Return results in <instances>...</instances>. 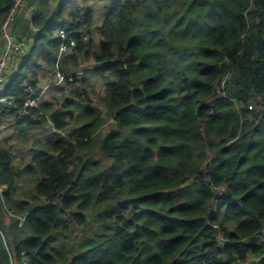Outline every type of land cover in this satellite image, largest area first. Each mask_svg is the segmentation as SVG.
Segmentation results:
<instances>
[{
    "label": "trees",
    "instance_id": "obj_1",
    "mask_svg": "<svg viewBox=\"0 0 264 264\" xmlns=\"http://www.w3.org/2000/svg\"><path fill=\"white\" fill-rule=\"evenodd\" d=\"M33 5L32 48L0 95L17 105L0 103L15 126L0 141V264H264V0ZM42 68L73 73L62 107L26 108ZM45 126L65 137L43 143ZM18 133L36 148L22 165Z\"/></svg>",
    "mask_w": 264,
    "mask_h": 264
},
{
    "label": "rangeland",
    "instance_id": "obj_2",
    "mask_svg": "<svg viewBox=\"0 0 264 264\" xmlns=\"http://www.w3.org/2000/svg\"><path fill=\"white\" fill-rule=\"evenodd\" d=\"M38 0H29V5L28 7L24 10V12H20L19 14V21H18V25L16 27V30H17V36L20 35V36H24L23 34L24 33H28V32H31L32 29L29 25V22H28V17L27 15L31 16V12L32 13H35L33 11H31V9L29 8L32 4H35V2H37ZM34 7V6H33ZM103 21V16L102 15H97L96 17V23L97 25H100ZM13 30V28H12ZM31 44V43H30ZM19 53L16 52L15 49L12 50V59L14 60L15 58L21 60L22 59V56L18 55ZM89 67V65H86V67L84 69H81V71L79 72H75L74 74H80L82 73V71H85L87 70ZM12 68V67H11ZM10 68V69H11ZM73 74V73H72ZM52 76H50L51 78ZM55 78V77H54ZM54 78L48 82H44L42 85H41V91L44 90L45 88V92H44V97L47 98V102H50V101H53V99L56 101V106H59V107H62V103H63V100L64 98L67 96V99H70L72 98V95H71V90L72 89H68V90H65L63 89L64 86L66 85H62V86H59V87H54L52 88L53 85L55 82H53ZM83 80V79H82ZM62 87V88H60ZM84 90H87L89 91L90 93V96H91V99L92 101L94 102V104L99 107L100 109H105V102L103 101V96L105 95V87L103 86V81L102 79L100 78H94L91 77V78H88L87 80V86H85V88H83ZM74 123H71V128L70 129H73L74 128ZM9 125L8 122H6L5 126L4 127H0V141L3 142V139L8 136L12 131H13V128L10 127L8 128L7 126ZM113 127V123L112 121H109L108 122V125L106 126V128L104 129V132L107 131L108 129L112 128ZM42 134L40 133L39 136H37V138H40L41 136L42 137V141L43 143H50L54 140L53 138V134L56 132H58L59 135H61L62 137H65V131H58L56 129H54L53 127H48V126H45L44 128H42ZM52 133V134H51ZM36 136L33 138V141L34 139H37ZM12 145L15 147L14 150H13V153H14V160L15 162L18 163V165H22V162L24 161V159L26 161H28V159L31 158V155H29V151L32 149H36L34 147V143L32 141H28V142H25L24 141V138L22 136V134L18 133L16 134L15 137H13L12 139ZM34 189V186L33 185H28V190L31 191ZM3 191V189H1V192ZM10 209V208H8ZM9 216V215H8ZM6 219H7V223H9L10 219L9 217H7L6 215ZM78 236L81 234V233H77ZM251 264H255L253 262H251Z\"/></svg>",
    "mask_w": 264,
    "mask_h": 264
},
{
    "label": "built area",
    "instance_id": "obj_3",
    "mask_svg": "<svg viewBox=\"0 0 264 264\" xmlns=\"http://www.w3.org/2000/svg\"><path fill=\"white\" fill-rule=\"evenodd\" d=\"M29 5V0H14L12 10L0 29V95L6 89L10 82V68L15 65H19V59H12V50L15 49L20 56L27 57L31 46H29L26 39H19L15 34V27L18 22L19 13L24 11ZM30 8V7H29ZM31 11L36 12L34 9L30 8ZM13 28V30H12ZM59 36L61 37V47H60V55H67L70 51L76 48V43L72 41H68V37L65 31H60ZM30 43V42H29ZM13 62L15 64H13ZM59 66V63L57 64ZM72 73L65 74L60 69H57L54 75L55 82L53 85L62 86L66 85L68 82H72ZM28 93V99L26 101V108H34L38 107L39 101L44 97L45 88L40 92L39 97H35L37 92L32 87H28L26 89ZM0 103L4 104L8 109L15 110L17 105L12 100L1 99Z\"/></svg>",
    "mask_w": 264,
    "mask_h": 264
},
{
    "label": "crops",
    "instance_id": "obj_4",
    "mask_svg": "<svg viewBox=\"0 0 264 264\" xmlns=\"http://www.w3.org/2000/svg\"><path fill=\"white\" fill-rule=\"evenodd\" d=\"M34 5L32 4L31 6H30V8H32V9H34L35 11H36V8L35 7H33ZM22 12H24V11H22ZM27 17L29 18L28 19V22L31 20V17H32V12H31V16H29V15H27ZM18 21H19V18H18ZM17 25H18V22H17V24H16V27H17ZM16 27H15V34L17 33V30H16ZM32 29V31L31 32H28L27 34L26 33H24L23 35L24 36H20V35H18L17 37L19 38V39H26L27 41H29L28 42V44H29V46H31V48H32V42L29 40V38L30 37H32L33 36V28H31ZM17 35V34H16ZM13 64H15L14 62H13ZM43 64V63H42ZM44 68V67H43ZM41 69L40 71H39V75H40V77H41V83H40V88H41V85L44 83V82H46V81H48V82H50V77H49V74L44 70V69ZM53 77H54V75H53ZM53 79V78H52ZM83 79H85V77L83 78ZM94 79V78H93ZM52 88H54V87H52ZM60 88H62V87H60ZM63 89H70V86L69 85H66V86H64V88ZM41 102H47L48 100H47V98H43V99H41L40 100ZM40 102V103H41ZM53 102V101H52ZM15 126H12V128H14Z\"/></svg>",
    "mask_w": 264,
    "mask_h": 264
}]
</instances>
